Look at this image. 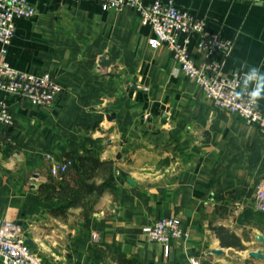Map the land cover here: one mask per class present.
Wrapping results in <instances>:
<instances>
[{
	"label": "crops",
	"instance_id": "crops-1",
	"mask_svg": "<svg viewBox=\"0 0 264 264\" xmlns=\"http://www.w3.org/2000/svg\"><path fill=\"white\" fill-rule=\"evenodd\" d=\"M29 1L37 13L16 19L0 60L49 73L63 90L48 107L0 90L14 118L0 146V223H21L47 264H264L260 129L214 108L167 46L149 44L137 10ZM173 2L232 41L229 56H214L226 73L243 84L251 67L264 75V0ZM198 41L192 35L189 50L202 65ZM258 104L264 110V97ZM66 160L73 165L53 177ZM50 180L56 195L40 190ZM164 217L187 233L168 254L148 235Z\"/></svg>",
	"mask_w": 264,
	"mask_h": 264
},
{
	"label": "built area",
	"instance_id": "built-area-1",
	"mask_svg": "<svg viewBox=\"0 0 264 264\" xmlns=\"http://www.w3.org/2000/svg\"><path fill=\"white\" fill-rule=\"evenodd\" d=\"M104 10H122L131 7L139 12L143 24L150 26L152 35L148 42L155 47L167 46L180 70L204 90L213 102L214 108L235 114L246 124L257 126L264 138V110L258 101L252 103L248 95L255 88V81L243 84L238 73L229 74L224 70V61L214 56H229L233 49L232 41L206 29L205 20L177 8L173 0H155L145 4L144 0H98ZM37 13L29 0H0V43L1 52L6 54L16 30V19L31 18ZM198 35V49L205 60L198 65L192 58L189 44L192 35ZM184 36L183 40L180 39ZM247 79V76H246ZM246 89V90H245ZM0 90L10 92L39 106H52L63 87L49 73H30L12 67L0 60ZM239 93V95H237ZM14 125V118L7 105L0 100V146L7 129ZM8 138V137H7ZM73 165L72 160L54 163L50 173L60 177ZM257 207L264 211V181L257 187ZM148 235L154 242L163 244L166 253L173 239L187 236L181 221L176 217L155 220L148 228ZM193 264H200L192 259ZM0 264H47L29 243L21 223L3 221L0 223Z\"/></svg>",
	"mask_w": 264,
	"mask_h": 264
},
{
	"label": "clouds",
	"instance_id": "clouds-1",
	"mask_svg": "<svg viewBox=\"0 0 264 264\" xmlns=\"http://www.w3.org/2000/svg\"><path fill=\"white\" fill-rule=\"evenodd\" d=\"M255 81L256 87L248 93L252 103H256L259 98L264 97V75L256 67H251L247 72L245 84ZM246 90V89H245ZM239 95V93H237Z\"/></svg>",
	"mask_w": 264,
	"mask_h": 264
},
{
	"label": "trees",
	"instance_id": "trees-1",
	"mask_svg": "<svg viewBox=\"0 0 264 264\" xmlns=\"http://www.w3.org/2000/svg\"><path fill=\"white\" fill-rule=\"evenodd\" d=\"M77 173L79 174H84V172H80V170L79 169H77ZM89 187H91V186H89ZM101 187V189H102V186H100ZM100 187H98V190H100ZM92 188L93 189H95V186H92ZM60 189H61V191L63 190V194L65 195H68V194H70V196L71 195H73L72 194V189L73 188H68V186H60ZM70 191H69V190ZM40 190L42 191V190H45V191H47L48 193H49V195H56L58 192H57V189H56V184L54 183V180H50L48 183H46V184H44V185H42L41 187H40ZM64 191H65V193H64ZM62 193V192H61ZM57 197H58V195H57Z\"/></svg>",
	"mask_w": 264,
	"mask_h": 264
},
{
	"label": "water",
	"instance_id": "water-1",
	"mask_svg": "<svg viewBox=\"0 0 264 264\" xmlns=\"http://www.w3.org/2000/svg\"><path fill=\"white\" fill-rule=\"evenodd\" d=\"M29 243L31 244V242L29 241ZM32 245V244H31ZM222 252L221 251H216V250H214V252H213V254H221ZM253 255H256V256H259V254H257V253H252Z\"/></svg>",
	"mask_w": 264,
	"mask_h": 264
},
{
	"label": "rangeland",
	"instance_id": "rangeland-1",
	"mask_svg": "<svg viewBox=\"0 0 264 264\" xmlns=\"http://www.w3.org/2000/svg\"><path fill=\"white\" fill-rule=\"evenodd\" d=\"M103 171H104L103 168L100 167L98 173L100 172V175H103L104 174Z\"/></svg>",
	"mask_w": 264,
	"mask_h": 264
}]
</instances>
